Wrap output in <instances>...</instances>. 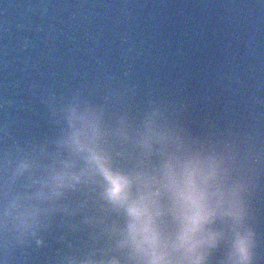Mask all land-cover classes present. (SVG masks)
I'll return each mask as SVG.
<instances>
[{
  "label": "clouds",
  "instance_id": "clouds-1",
  "mask_svg": "<svg viewBox=\"0 0 264 264\" xmlns=\"http://www.w3.org/2000/svg\"><path fill=\"white\" fill-rule=\"evenodd\" d=\"M56 151L5 162L0 226L21 234L82 213L106 245L73 264H256L251 178L231 145L188 135L155 107L138 115L74 96ZM84 193L75 208L64 201Z\"/></svg>",
  "mask_w": 264,
  "mask_h": 264
}]
</instances>
